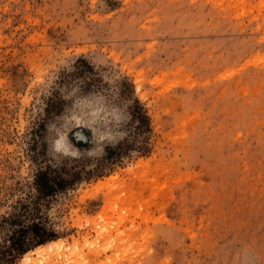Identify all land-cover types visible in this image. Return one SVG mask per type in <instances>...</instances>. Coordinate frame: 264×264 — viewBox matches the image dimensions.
<instances>
[{"label": "rangeland", "instance_id": "rangeland-1", "mask_svg": "<svg viewBox=\"0 0 264 264\" xmlns=\"http://www.w3.org/2000/svg\"><path fill=\"white\" fill-rule=\"evenodd\" d=\"M125 90L149 152L111 165ZM13 213L57 243L14 264H264V0H0Z\"/></svg>", "mask_w": 264, "mask_h": 264}, {"label": "trees", "instance_id": "trees-1", "mask_svg": "<svg viewBox=\"0 0 264 264\" xmlns=\"http://www.w3.org/2000/svg\"><path fill=\"white\" fill-rule=\"evenodd\" d=\"M121 97L124 100L131 101L128 106L130 120L126 125L127 135L124 140L119 142L114 148L105 149V160L109 161L111 165L120 163L130 152L134 151L142 155L149 152L151 126L144 107L136 98H131V91H123ZM59 106L55 109H59ZM97 173L100 174L101 172ZM41 176L45 179L46 184L41 186V189L38 190L39 193L43 196H48L55 192L56 186L47 184L49 179L46 178V172L41 173ZM57 183L59 184L58 187H62L61 183L63 182ZM21 208L26 212L25 206ZM21 217L22 214L13 213L0 218V231L6 230L7 226L10 227V230L7 229V234L3 236L0 242V264H14L16 258L27 252L31 246L41 245L53 239L52 234L47 232L39 223L24 221Z\"/></svg>", "mask_w": 264, "mask_h": 264}, {"label": "bare ground", "instance_id": "bare-ground-1", "mask_svg": "<svg viewBox=\"0 0 264 264\" xmlns=\"http://www.w3.org/2000/svg\"><path fill=\"white\" fill-rule=\"evenodd\" d=\"M57 243H54V242H52V243H49L48 245H40V246H37L35 249H34V251L33 252H35V254L36 253H40V252H43V251H49V249L52 247V245H56ZM32 253V252H31ZM29 255V254H28ZM25 256H27V254L25 255ZM30 259V258H29ZM31 260V259H30Z\"/></svg>", "mask_w": 264, "mask_h": 264}, {"label": "clouds", "instance_id": "clouds-1", "mask_svg": "<svg viewBox=\"0 0 264 264\" xmlns=\"http://www.w3.org/2000/svg\"><path fill=\"white\" fill-rule=\"evenodd\" d=\"M129 120H130V115H128V118H127V119H125V120H121V121L123 122V125H125ZM106 146H107V145H106ZM78 151H79V150H77V152H78ZM72 155L75 156V155H77V153L74 152V153H72Z\"/></svg>", "mask_w": 264, "mask_h": 264}]
</instances>
